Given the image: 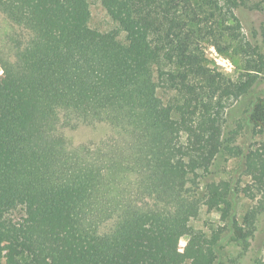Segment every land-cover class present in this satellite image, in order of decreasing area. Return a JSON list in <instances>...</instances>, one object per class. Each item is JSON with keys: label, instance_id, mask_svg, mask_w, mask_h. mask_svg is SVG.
Instances as JSON below:
<instances>
[{"label": "trees", "instance_id": "obj_1", "mask_svg": "<svg viewBox=\"0 0 264 264\" xmlns=\"http://www.w3.org/2000/svg\"><path fill=\"white\" fill-rule=\"evenodd\" d=\"M101 2L108 30L92 26L87 0H0L22 31L14 59L0 57V264H215L219 233L190 222L201 204L224 202L212 191L202 203L195 177L232 151L228 113L264 56L245 41L235 82L207 66L200 28L211 2L218 21L217 0ZM243 2L223 0L233 18ZM94 125L111 132L109 154L60 136ZM241 159L264 192V154Z\"/></svg>", "mask_w": 264, "mask_h": 264}, {"label": "rangeland", "instance_id": "obj_2", "mask_svg": "<svg viewBox=\"0 0 264 264\" xmlns=\"http://www.w3.org/2000/svg\"><path fill=\"white\" fill-rule=\"evenodd\" d=\"M207 1V0H204ZM90 9V22L93 27L108 30L114 23L108 17L101 0H87ZM220 12L218 21L216 15L208 17L213 2L203 10L207 20L200 28L202 53L209 68L220 73L232 82L237 81L244 68L245 41L252 46H258L264 56V43L260 29L264 23V0H244L234 15L230 17L223 0H217ZM215 13V11H214ZM224 17L229 29H217L220 18ZM220 20V21H219ZM22 31L12 25L0 12V57L12 61L15 48L13 40L21 39ZM220 36L216 47L212 45L213 36ZM210 38V41H208ZM2 75L0 67V76ZM163 92V93H162ZM159 94L167 100V94ZM225 132L229 133L232 151L219 155L210 169L198 171V192L202 203L209 200V192H215L227 206V214L219 208L201 204L197 217L191 220V227L206 238L218 232L215 244V264H264V192L256 189L258 177L251 176L242 167L241 156L257 151L264 154V69L251 88L249 94L237 103L228 113ZM111 132L102 125L63 127L60 136L71 149L85 147L92 152L100 151L102 155L109 154L112 145L108 142ZM112 136V135H111ZM108 146V147H107ZM133 179H136L131 177ZM153 208H162L163 204L154 207L151 200H146ZM19 217V216H18ZM17 217V218H18ZM187 238L179 241L178 249L183 251ZM9 244L3 242L1 252L6 255ZM184 264H189L185 262Z\"/></svg>", "mask_w": 264, "mask_h": 264}]
</instances>
